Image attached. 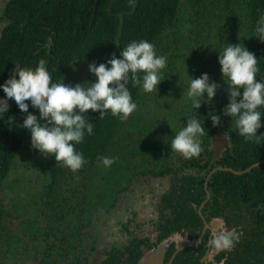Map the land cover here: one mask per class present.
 Instances as JSON below:
<instances>
[{
	"label": "flooded vegetation",
	"instance_id": "af4514ba",
	"mask_svg": "<svg viewBox=\"0 0 264 264\" xmlns=\"http://www.w3.org/2000/svg\"><path fill=\"white\" fill-rule=\"evenodd\" d=\"M184 3L186 22L164 21L144 37L166 57L157 89L145 92L129 80L137 107L124 120L86 110L93 129L75 145L85 161L80 168L30 149L25 131L0 180V264H264V123L258 141L238 133L235 118L222 111L227 84L217 61L227 42H242L257 56L256 77L264 75V42L254 35L264 0ZM24 16L28 10L0 0V41L13 20L22 27ZM43 20L38 51L55 82L94 79L88 62L118 56L123 47L110 32L109 48L102 31L96 55L84 51L83 41L79 53L56 66L54 23ZM205 71L219 86L211 103L196 109L187 86L190 75ZM210 109L220 115L215 125ZM260 111L264 121V106ZM186 116L205 128L201 151L189 158L169 146ZM101 156L115 159L105 167ZM221 228L239 233L230 249L207 243L209 230Z\"/></svg>",
	"mask_w": 264,
	"mask_h": 264
},
{
	"label": "clouds",
	"instance_id": "9594fccd",
	"mask_svg": "<svg viewBox=\"0 0 264 264\" xmlns=\"http://www.w3.org/2000/svg\"><path fill=\"white\" fill-rule=\"evenodd\" d=\"M254 35L264 42V13H261ZM220 73L227 84V104L224 114L234 117L235 128L245 140L258 141L257 129L261 120L260 107L264 106V75L259 73L257 56L242 42H227L217 50ZM166 57L156 54L154 45L145 39H132L119 49V55L109 56L97 63L89 61L87 68L94 79L82 82H55L46 67V61L36 62L35 68H17L12 75L0 82L4 96H0V113H6L8 101L14 102L25 118L19 123L29 133V147L41 155H51L71 170H77L85 162L82 153L75 148L85 133L91 134L92 122L85 118L86 110L98 111L99 116L110 112L121 120L127 119L137 105L132 99L129 80L143 91L157 89L161 69ZM186 95L192 98L197 109L201 101L211 103L219 86L208 72L190 75ZM27 102V103H26ZM31 108V112L29 109ZM215 125L220 115L214 109L207 113ZM184 125L171 137V151L189 158L201 151L200 136L205 128L196 116H186ZM115 157L101 156L100 162L110 166ZM239 238L235 228L209 230L207 243L216 249H230Z\"/></svg>",
	"mask_w": 264,
	"mask_h": 264
},
{
	"label": "trees",
	"instance_id": "16d2710c",
	"mask_svg": "<svg viewBox=\"0 0 264 264\" xmlns=\"http://www.w3.org/2000/svg\"><path fill=\"white\" fill-rule=\"evenodd\" d=\"M187 4L181 6L180 0H11V5L28 10L30 16L23 17L22 27L13 20L4 29L0 41V82L18 67L34 69L41 60L38 42L45 39L41 27L43 16L54 23L51 33L55 56L50 63L57 66V59L65 63L79 53L83 41L86 43L84 51L96 55L102 31L108 32L107 46L111 48L110 32H118L124 46L132 39H144L148 31L164 21L184 23L187 20L183 17L189 13L180 10ZM24 118L11 101L6 113H0V165H3L0 180L9 173L15 148L25 135V130L19 128ZM13 136L16 138L14 146L10 142Z\"/></svg>",
	"mask_w": 264,
	"mask_h": 264
}]
</instances>
